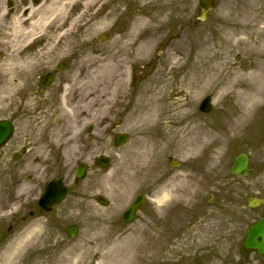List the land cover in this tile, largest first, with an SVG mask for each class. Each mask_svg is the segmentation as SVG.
Here are the masks:
<instances>
[{
  "label": "rangeland",
  "instance_id": "obj_1",
  "mask_svg": "<svg viewBox=\"0 0 264 264\" xmlns=\"http://www.w3.org/2000/svg\"><path fill=\"white\" fill-rule=\"evenodd\" d=\"M51 1L0 0V41L4 39L2 35L10 32L13 19H23L31 7L49 5ZM73 3L74 0H59L64 9L61 7L49 15L47 23L31 37L19 38L24 46L22 56L36 64L24 77L15 79L10 94H6L8 101L0 103V118L12 119L16 125L13 137L0 149V255L19 235L32 228L35 229L32 237L25 238L29 244L18 251L12 264H33L56 251L59 254L74 251V257L83 254L91 264H105L102 257L119 258L123 245L131 247L124 264H173L171 259L184 252L189 254L186 264H234L235 244L245 223L258 211H248L242 206L246 197L234 188L229 165L238 150L250 149V144L241 140L249 135V127L263 124L264 99L242 125L231 126L240 115L242 101L228 89L231 81L226 82L229 81L226 73L239 67L242 71H236L232 77L249 79L250 70L261 62L264 75V48L260 57L257 54L243 57L235 48L226 53L222 41L232 38L235 42L238 36L244 37L245 34L235 33L248 32L255 18L257 28L264 26V0H216L202 20L198 0ZM27 26L28 20L23 28ZM104 32L108 37L99 39ZM250 38L254 39V35ZM142 40H149L144 46L147 52L142 51L131 61ZM203 48H210L205 55L214 56L210 65L215 70L204 72L195 81L191 67L202 58L197 55L203 53ZM87 51L95 55L116 52L118 56L123 53L129 56L124 64L126 92L121 86L112 100L108 96L96 98L94 81H103L98 90L103 86L108 89L112 81L102 79V68L85 64ZM3 55L0 51V60ZM221 57L226 59L223 66L219 64ZM59 61L64 66L56 69ZM45 73H52L54 79L40 93L39 77ZM96 75L99 78H94ZM161 81L169 83L167 99L178 108L186 102L193 121L207 133L199 149L185 155L174 150L179 136L169 146L159 141L162 124L152 130L148 143L155 147L157 156L146 158L132 176L124 166V158L141 133L140 124L128 114L139 90L147 88V94L154 96L152 88ZM67 87L66 106L75 109V116L62 134L56 116ZM87 88L91 100L85 106ZM206 95L211 97V109L204 113L198 110V104ZM182 105L184 110L186 107ZM79 108L83 110L78 115ZM88 125L90 132L86 131ZM121 132L128 134V140L115 146L114 137ZM102 154L110 158L109 166L104 168L94 162ZM80 163L87 165V172L78 180L74 171ZM55 176L67 184L68 195L61 204L43 211L36 204L37 197L44 183ZM202 180H207L204 188L194 195L185 194L187 184L193 183L195 188ZM213 180L219 184L209 187ZM138 192L147 195L146 202L134 221L126 223L120 215ZM99 195L108 199L107 206L97 202ZM212 195L215 199H209ZM199 201L205 208L200 209L199 205L196 210L194 206ZM243 210L247 211L242 213ZM172 222L178 226L170 235L162 223ZM72 223L78 226V231L69 236L66 227ZM155 237L164 244L160 249L165 251L161 250L160 257L152 243ZM174 246L183 250L173 255Z\"/></svg>",
  "mask_w": 264,
  "mask_h": 264
},
{
  "label": "bare ground",
  "instance_id": "obj_2",
  "mask_svg": "<svg viewBox=\"0 0 264 264\" xmlns=\"http://www.w3.org/2000/svg\"><path fill=\"white\" fill-rule=\"evenodd\" d=\"M81 1L88 4L93 0H74L73 4L76 5ZM61 7L64 9L65 5H61ZM61 7L59 6V0H52L49 5H41L36 8L31 7L25 18L13 19L10 32L2 35L4 39L0 41V44L2 45L0 51L4 55L0 60V103L8 101L9 96H6V94L12 89V84L15 83V79L24 77L26 71L36 64L35 61L22 56L24 46L20 43L19 38H27V36L30 35L32 36V34L35 33V30L41 29L47 23L45 21L46 19H49V15H54ZM26 20H28V26L27 28H23V24ZM255 20L256 18L250 23L248 32L235 33L236 36L239 34H245L244 37L238 36V38H235V42H233L232 38H226L222 41L223 49L226 53L232 52L235 48V51L239 50L238 53L243 57H248L254 54H257L259 57L263 55L264 26L257 28L256 24L253 23ZM251 35H254V39L250 38ZM148 43L149 40H142L138 43L137 46L139 49H137L136 53L131 55L130 60L134 61L137 59L138 54L140 55L142 51L147 52L144 46ZM209 49L210 48H203V53L197 55V57L202 56V58L198 59L197 63H194L191 67V72L194 75L195 81L200 80L204 72H209L213 70V68L215 70V67L210 65V61L214 56L205 55L206 53H209ZM216 57L219 58V56ZM128 58V55L123 53L122 56H118V54L116 55V52H107L103 55H95L92 51H87L85 53V64L87 63V65L90 64L96 66V68H102L104 71L101 76L102 79H110V82L112 81L111 87L105 89L106 87L103 86L101 90H98V88H100L99 86L103 81H94L96 98L108 96L107 98L112 100L115 98L117 90L121 86H123L124 92L127 91V74L124 64ZM220 60V66H223V64L225 65L226 59L221 57ZM236 71H242V68L237 67L226 73V79L229 80L226 82L229 83L231 81V88L228 87V89H231L235 96L237 98L239 97L242 101L240 115L237 117L236 123L235 121L230 123L231 126L242 125L246 118L250 117L258 108H260L262 105L261 101L264 99V75L261 62H257L256 67L250 70L248 74L249 79L244 77L234 79L232 75ZM94 78H99V76L96 75ZM168 85L169 83L166 81H161L157 84L152 88V90L155 91L154 96H149L147 94V88L140 89L136 95L132 108L129 111V118L140 124L139 130L141 133V138L136 144H134L132 150L127 155V158H124V166L128 169L129 173H132V176L137 174L146 158L157 156L155 147H150L148 143L152 140V130H157L162 124L163 131L160 135L159 141H162L169 146L174 142L175 137L179 136V140L177 141L174 150L185 155L192 154L198 150L202 137L206 136L207 132L205 128L193 121L194 119H192V114L187 109L186 102L183 103L186 108L181 110L182 104H179L178 108L174 101L167 99L166 92L168 91ZM67 89L68 87L65 88L60 107L58 108L59 111L56 116V120H59L62 126V134L67 131L70 123L72 125L74 122L72 116H75V109L66 106ZM103 92H107V94H103ZM90 96V88H87L84 94V97L87 100L85 106L90 102ZM82 110V108H79L78 115L82 113ZM162 118H165V120L162 121ZM157 200L161 202L160 198H157ZM33 230L35 229L29 228L18 236V240L17 238L15 239L14 244H12L6 252L0 255V264H12L13 258L21 252L20 250L23 247L25 248V246L29 244V241L25 240V238L26 236L32 235L35 232ZM39 237L40 234L36 235L37 240ZM18 251L20 252L18 253ZM122 252L123 253L119 258L103 256L101 260H106L105 264H124L128 259L127 254L131 252V247L123 245ZM72 253H74V251H67L64 254H59L56 251L52 256L41 259L39 262L34 261L33 264H91V260H89V258H83V254L75 255L74 257Z\"/></svg>",
  "mask_w": 264,
  "mask_h": 264
},
{
  "label": "water",
  "instance_id": "obj_3",
  "mask_svg": "<svg viewBox=\"0 0 264 264\" xmlns=\"http://www.w3.org/2000/svg\"><path fill=\"white\" fill-rule=\"evenodd\" d=\"M38 1V0H34ZM205 7L209 6V0H201ZM204 2V3H203ZM211 2V1H210ZM61 64L58 65V68ZM52 79L51 75H47L41 79L42 83L47 84ZM208 98L202 101L200 106L201 110L207 111L209 109ZM12 125L7 120H0V147L9 139L12 134ZM126 139L125 135H119L116 140V144L122 143ZM108 159L106 157L99 158V165H107ZM246 160L243 156H239L235 159L234 164L231 168L233 173H240L241 169L245 172ZM84 166H80L77 169V176L81 177L84 174ZM66 194V188L60 181H51L45 188L43 195L39 199V204L45 209H49L51 205L61 201ZM99 201L106 204L107 201L103 197H99ZM141 203V197L138 198L130 205V207L123 214V219L126 221L132 220L134 217L135 210L139 207ZM69 234L73 235L76 232V227L71 226L68 229ZM260 239V240H258ZM244 246L248 248H257L258 252L264 250V224L259 222L251 227V230L247 233V238L244 242Z\"/></svg>",
  "mask_w": 264,
  "mask_h": 264
},
{
  "label": "flooded vegetation",
  "instance_id": "obj_4",
  "mask_svg": "<svg viewBox=\"0 0 264 264\" xmlns=\"http://www.w3.org/2000/svg\"><path fill=\"white\" fill-rule=\"evenodd\" d=\"M44 90V89H43ZM255 135H251L247 141L250 144V149L246 152L249 159V166L251 168L250 179L247 183L234 180V188L238 189H251V192L259 198L263 199V203L259 207L264 206V130L260 128V131L254 132ZM256 172V173H255ZM236 182V183H235ZM237 184V186H235ZM247 203V201H246ZM259 207H249L250 209H256ZM264 213V208L260 211ZM264 218V215L258 216ZM246 256L244 257V259ZM263 263V262H262ZM261 264V261L260 263Z\"/></svg>",
  "mask_w": 264,
  "mask_h": 264
}]
</instances>
